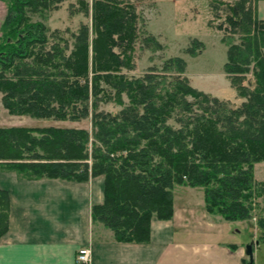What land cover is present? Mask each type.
Wrapping results in <instances>:
<instances>
[{"label":"trees","instance_id":"16d2710c","mask_svg":"<svg viewBox=\"0 0 264 264\" xmlns=\"http://www.w3.org/2000/svg\"><path fill=\"white\" fill-rule=\"evenodd\" d=\"M64 1L9 0L0 25L1 102L12 115L90 117L91 130L0 127V168L25 178L85 182L103 176V201L92 206L91 217L119 242H149L152 218H173L176 186L202 188L209 214L227 221L253 218L255 200L264 201V182L254 173L255 164L264 162L260 0H236L225 17L228 34L240 40L228 45L224 64L231 87L245 99L236 107L194 88L181 57L169 58L163 74L122 72L134 67L138 38L130 0H75L71 14L81 12L86 21L75 31L51 30L44 13ZM146 41L161 47L154 36ZM186 52L196 55L194 48ZM171 67L176 73L168 77ZM249 72L253 87L244 84ZM122 94L128 102L120 101L119 112L99 109ZM9 211V192L0 189V239ZM256 222L264 240V214Z\"/></svg>","mask_w":264,"mask_h":264},{"label":"crops","instance_id":"0c3cea01","mask_svg":"<svg viewBox=\"0 0 264 264\" xmlns=\"http://www.w3.org/2000/svg\"><path fill=\"white\" fill-rule=\"evenodd\" d=\"M257 8L264 19V0ZM103 184V176L85 182L25 178L0 168V189L10 195L0 264H75L85 246L92 251L91 264H245L248 259L235 222L207 213L198 189L185 191L179 204L174 200L172 219L152 218L149 242L117 241L91 217L92 206L103 201ZM251 241L254 251L258 243Z\"/></svg>","mask_w":264,"mask_h":264},{"label":"rangeland","instance_id":"374dc122","mask_svg":"<svg viewBox=\"0 0 264 264\" xmlns=\"http://www.w3.org/2000/svg\"><path fill=\"white\" fill-rule=\"evenodd\" d=\"M138 15V38L133 52L134 67L131 70L122 69L128 77H138L147 72L163 74L162 66L169 58L181 57L186 62L184 75L190 84L211 96L229 101L233 106H239L245 99L237 95L231 87L230 80L224 72V64L227 60L226 50L231 42H239L238 35L230 36L231 31L225 17L229 13V6L236 0H130ZM9 0H0V25L9 6ZM71 3L75 0L64 1L60 8L46 12L45 23L51 30L59 29L75 31L81 21H86L83 13L71 14ZM76 5V4H75ZM73 11V10H72ZM38 19V14L34 16ZM150 36L160 43L157 48L153 42H147ZM200 41L203 46H195L193 41ZM194 48L196 55L187 53V49ZM166 75H174L176 69L165 72ZM244 84L254 86L251 72L246 74ZM0 92V127H73L91 130L90 117L79 121L52 120L33 118L29 115H12L2 105ZM120 101L127 104L128 99L122 94L120 100L111 99L102 102L99 109L115 114L123 107ZM34 135L39 136L38 133ZM255 179L264 182V162H258L254 166ZM188 187V188H187ZM191 189V190H190ZM201 191L202 188L189 186H176L173 190L174 200L179 204L180 198H187L185 191ZM193 192V193H194ZM264 209V201L257 197L255 200L254 217L247 220H236L232 227L240 230L236 233L237 240L245 246L252 239L258 241L253 251L254 264H264V240L263 232L257 227L256 218Z\"/></svg>","mask_w":264,"mask_h":264},{"label":"built area","instance_id":"2783aa9c","mask_svg":"<svg viewBox=\"0 0 264 264\" xmlns=\"http://www.w3.org/2000/svg\"><path fill=\"white\" fill-rule=\"evenodd\" d=\"M92 251L90 247H81L77 251L75 257V264H91Z\"/></svg>","mask_w":264,"mask_h":264},{"label":"water","instance_id":"95a60500","mask_svg":"<svg viewBox=\"0 0 264 264\" xmlns=\"http://www.w3.org/2000/svg\"><path fill=\"white\" fill-rule=\"evenodd\" d=\"M255 243H258V241H255ZM253 244H254V242L251 241L250 243H248V244L245 246V254H246L247 257L249 258L250 263L253 262Z\"/></svg>","mask_w":264,"mask_h":264}]
</instances>
